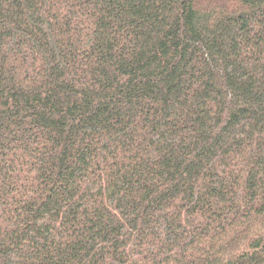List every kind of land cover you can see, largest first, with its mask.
Returning <instances> with one entry per match:
<instances>
[{
  "label": "trees",
  "instance_id": "obj_1",
  "mask_svg": "<svg viewBox=\"0 0 264 264\" xmlns=\"http://www.w3.org/2000/svg\"><path fill=\"white\" fill-rule=\"evenodd\" d=\"M0 264H264V0H0Z\"/></svg>",
  "mask_w": 264,
  "mask_h": 264
}]
</instances>
